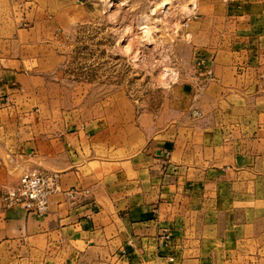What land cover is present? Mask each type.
Returning a JSON list of instances; mask_svg holds the SVG:
<instances>
[{
  "label": "crops",
  "instance_id": "obj_1",
  "mask_svg": "<svg viewBox=\"0 0 264 264\" xmlns=\"http://www.w3.org/2000/svg\"><path fill=\"white\" fill-rule=\"evenodd\" d=\"M58 1L0 0V264H264V0H198L169 106L90 120L34 16ZM31 169L60 175L42 215L3 202Z\"/></svg>",
  "mask_w": 264,
  "mask_h": 264
},
{
  "label": "rangeland",
  "instance_id": "obj_2",
  "mask_svg": "<svg viewBox=\"0 0 264 264\" xmlns=\"http://www.w3.org/2000/svg\"><path fill=\"white\" fill-rule=\"evenodd\" d=\"M68 2L69 14L34 16L53 23L46 34L63 55L59 74L81 116L92 119L116 90L125 92L138 112L167 106L181 75L184 23L196 19L194 12L201 16L198 0Z\"/></svg>",
  "mask_w": 264,
  "mask_h": 264
},
{
  "label": "built area",
  "instance_id": "obj_3",
  "mask_svg": "<svg viewBox=\"0 0 264 264\" xmlns=\"http://www.w3.org/2000/svg\"><path fill=\"white\" fill-rule=\"evenodd\" d=\"M194 13L192 16L197 18ZM184 25L188 26V22ZM205 72L208 79L212 80V69L205 67ZM192 113L197 116L201 114L198 110H193ZM59 178L58 172L40 169L26 170L17 184L5 191L3 202L7 208L22 205L30 212L42 215L49 211L52 195L61 190Z\"/></svg>",
  "mask_w": 264,
  "mask_h": 264
},
{
  "label": "bare ground",
  "instance_id": "obj_4",
  "mask_svg": "<svg viewBox=\"0 0 264 264\" xmlns=\"http://www.w3.org/2000/svg\"><path fill=\"white\" fill-rule=\"evenodd\" d=\"M144 27H146V26H143L142 28H144Z\"/></svg>",
  "mask_w": 264,
  "mask_h": 264
}]
</instances>
